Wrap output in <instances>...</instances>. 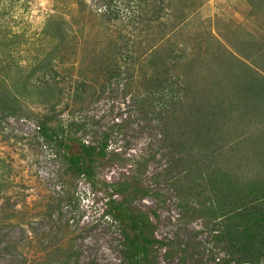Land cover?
Segmentation results:
<instances>
[{
	"label": "trees",
	"instance_id": "trees-1",
	"mask_svg": "<svg viewBox=\"0 0 264 264\" xmlns=\"http://www.w3.org/2000/svg\"><path fill=\"white\" fill-rule=\"evenodd\" d=\"M251 2L256 6L253 13L264 18V0ZM113 14L106 17L109 22ZM143 16L135 19H139V29L147 24ZM186 18L184 15L183 20ZM63 33L64 28L57 25L55 36L61 38ZM233 39L235 53L213 33L188 42L189 47L182 45L181 53L168 51L167 46L163 50L153 48L144 62L128 57L126 64L132 74L125 80L120 69L109 75L105 71V85L100 89L81 83L74 90L73 98L90 92L83 99L95 102L104 95L106 86L118 81L131 108L128 121L100 131L95 117L85 115L66 126L61 114L52 113V118L39 124L40 134L61 165L62 174L73 179L70 189L54 198L51 214L42 218L34 233L37 240L45 238L48 250L52 249L47 264H96L95 259L86 257L81 240L86 232L77 230V224L73 228L69 221L62 225L65 210L76 204V193L71 191L79 181L94 196L100 192L107 195L104 213L120 237L115 251L122 264H158L163 250L165 259L178 256L179 264H264V36L249 31L235 34ZM116 50L117 54L121 52ZM54 60L36 65L38 71H44L45 80L34 86L43 95L58 89ZM138 70L144 87L140 85L141 89L137 87V92L129 95ZM36 73L33 71L31 76ZM50 74H54L53 82L46 80ZM57 95L61 101L64 90L58 89ZM0 115L5 118L9 114L0 110ZM130 126H137L141 135H151L150 145L161 154L158 164L162 160L167 163L161 170L157 166V173L150 179L156 189L145 181L156 152L135 160L126 157V148L122 151L111 147L115 135L119 137ZM237 127L240 129L235 132ZM89 135L91 140L86 141ZM73 144L78 145L75 152ZM131 161L135 169L130 173L121 174L111 183L101 180L100 172L105 167ZM160 190L175 197L180 219L203 222V230L208 233L205 244H192V239L177 243L157 238V212L143 211L134 203L153 197L163 204ZM53 212L58 214L55 221ZM50 221L54 225L49 228ZM199 234L195 232L193 239ZM5 238L8 240L3 251H12L23 242L24 234L9 236L0 230V242ZM66 238L67 245L63 246Z\"/></svg>",
	"mask_w": 264,
	"mask_h": 264
},
{
	"label": "rangeland",
	"instance_id": "rangeland-1",
	"mask_svg": "<svg viewBox=\"0 0 264 264\" xmlns=\"http://www.w3.org/2000/svg\"><path fill=\"white\" fill-rule=\"evenodd\" d=\"M110 1L0 0V110L9 114L5 118L0 115V230L9 236L18 232L24 234L23 242L15 250L3 251L8 238L0 242L3 253L0 264L49 262L52 249L48 250L45 238L37 240L34 233L42 218L51 214L54 198L69 190L73 180L62 174L61 165L40 134L39 124L52 118V113L61 114L60 119L66 126L72 120L81 121L85 115L89 119L95 117L100 131L129 120L131 108L128 98L123 96L121 88L124 87L118 81L106 86L104 95L95 102L83 99L90 92L73 98L77 86L85 83L100 89L105 85V71L109 75L118 69L125 80L132 74L126 64L128 57L144 62L153 48L163 50L167 46L168 51L180 52L182 45L188 46V42L208 38L213 33L235 53V34L250 31L255 36H264V18L253 13L256 6L251 0H112L111 4ZM159 9L168 10L157 13ZM111 12L114 14L109 22L106 17ZM141 14L147 24L139 29V19H135ZM184 15L188 17L185 20ZM57 25L64 28L61 38L55 36ZM117 48L121 50L118 54ZM46 59H55V72L59 77L54 80V74H50L46 80H54L58 89L64 90L61 101L58 89L43 95L34 86L45 80L44 71H38L36 65ZM33 71L37 73L31 76ZM138 71L129 95L135 94L137 87L141 89L140 85L144 87ZM67 104L69 108L65 109ZM239 129L237 127L235 132ZM136 130L137 126H130L119 137L115 135L112 149L124 151L126 148V157L135 160L157 153L156 147L150 145L152 136L141 135ZM85 140L90 141L91 136ZM77 149L78 145L73 144V152ZM160 160L161 154L157 153L145 176L146 183L150 182L154 189L156 186L150 179L157 173L156 167L161 170L167 164L162 160L159 165ZM134 163L107 166L100 172V178L108 183L117 181L121 174L135 169ZM73 192L77 201L73 208L65 210L62 225L69 221L73 228L77 224V230L86 232L81 239L87 249L86 257L95 259L96 264H122L115 251L120 237L110 227L112 224L104 213L107 195L100 192L94 196L83 181L73 187ZM160 192L163 204L153 197L134 203L143 211L157 212V238L177 243L192 239V244H205L208 233L203 230V222L186 223L180 219L175 197ZM57 217L53 212V221ZM47 223L49 228L54 225L51 221ZM195 232L201 234L193 239ZM67 242V238L62 240V245ZM158 264H179V257L165 259L163 250Z\"/></svg>",
	"mask_w": 264,
	"mask_h": 264
}]
</instances>
